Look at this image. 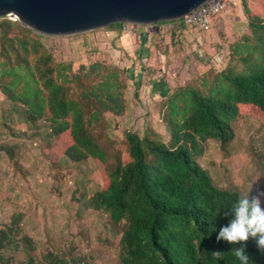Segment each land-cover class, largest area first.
<instances>
[{"label":"trees","instance_id":"16d2710c","mask_svg":"<svg viewBox=\"0 0 264 264\" xmlns=\"http://www.w3.org/2000/svg\"><path fill=\"white\" fill-rule=\"evenodd\" d=\"M242 6L248 28L231 43L228 65L164 95L162 118L170 140L152 128L143 136L127 130L129 162L105 169L106 186L90 201L115 225L126 221L122 264H241L235 256L241 245L217 243L216 237L232 219L224 212L247 195L218 186L198 158L210 139L226 149L242 116L253 115L264 125V0H242ZM41 36L20 21L0 17V93L22 104L30 122H47L54 137L43 147L47 155H66L73 162L92 157L103 165L107 150L94 130L107 114L127 111L130 69L103 59L76 70L71 62L58 61ZM2 148L17 166L16 148ZM24 217L16 211L0 223V251L22 247L34 263L32 237H17ZM246 243L254 264H264L257 241ZM4 260L0 253V264Z\"/></svg>","mask_w":264,"mask_h":264},{"label":"rangeland","instance_id":"374dc122","mask_svg":"<svg viewBox=\"0 0 264 264\" xmlns=\"http://www.w3.org/2000/svg\"><path fill=\"white\" fill-rule=\"evenodd\" d=\"M222 24L211 28L212 32L207 31L208 34L203 36V45L198 44L194 36L183 37L178 31L167 35L158 34L150 41H139L134 36L128 39L118 33L119 25L68 36L41 34L40 39L58 61L71 62L76 70L82 65L103 59H112L121 68L130 69V79L125 90L128 105L133 104L146 110L143 103L145 97L161 103L169 91L196 82L205 73L222 70L228 65L231 43L242 37L247 29L244 30V25L240 24L229 32L225 28L226 24ZM235 31H240L242 36L229 42L227 36H233ZM144 40L149 39L144 37ZM206 41H215L216 46ZM224 41H227V45ZM148 52L150 60L147 63L149 65H146L144 58L139 59V54ZM218 57H221V62L217 60ZM11 102L0 93V105L8 106ZM17 106L24 108L22 104ZM20 109L18 117L24 119ZM134 117H137V121H134ZM138 118L137 113L130 118L126 112L120 116L109 113L105 122L95 128L97 138L107 150V161L103 165L92 157L73 162L66 155H47L43 147L54 141L50 128L44 120L31 123L30 129H34L29 138L35 150L28 158L24 154L17 157L19 178L16 186L24 185V191L31 194V181L26 190V184H23L24 178L29 175L35 182V196L33 202L25 203V199H18V204H22L16 206L15 212L25 215L21 225L23 232L17 237L21 239L24 234L32 237L36 248L33 256L35 262L31 263V254L19 247L0 251L4 255L5 264H122L121 237L126 221L115 225L106 211L95 210L90 201L106 186L105 169L112 170L120 163L129 162L127 130L143 136L147 128H152L163 140L169 141L171 131L163 118L161 121L158 116L157 121L151 118L147 124H140L139 127L141 120ZM234 128V140L226 149H222L216 142L215 151L218 156L222 154L224 157L220 168L222 174L226 175L227 188H238L248 195L249 189L258 179L264 182V125L259 118L246 114L234 122ZM63 141L67 146L69 140L65 138ZM210 157L209 163L210 159L216 163L215 156ZM200 159H203L202 156L198 158L199 162ZM205 162L206 159H203L202 163ZM206 170L210 173L208 168ZM214 175L221 179L219 173L214 172ZM241 181L245 187L239 185ZM6 218L8 216L3 215L2 221L5 222L0 223L8 222L10 218Z\"/></svg>","mask_w":264,"mask_h":264},{"label":"water","instance_id":"95a60500","mask_svg":"<svg viewBox=\"0 0 264 264\" xmlns=\"http://www.w3.org/2000/svg\"><path fill=\"white\" fill-rule=\"evenodd\" d=\"M207 0H0V16L46 36H68L114 24L177 20Z\"/></svg>","mask_w":264,"mask_h":264},{"label":"crops","instance_id":"0c3cea01","mask_svg":"<svg viewBox=\"0 0 264 264\" xmlns=\"http://www.w3.org/2000/svg\"><path fill=\"white\" fill-rule=\"evenodd\" d=\"M222 22L226 24V29L227 31H232L233 29H236L238 25L243 24L244 30L248 28V20L245 15L243 6H242V0L238 7L232 9L231 11L222 14L219 18H217L214 21L212 29H214V26L218 25L221 23V26H223ZM221 28V27H220ZM212 29L209 30L208 32H212ZM176 31L180 33L183 37H188L189 35H192L195 37L197 40L198 44H200V41H205L203 36L208 34V32H202L197 28L193 29H182L178 28ZM240 31L237 33L235 31V34L233 36H227L229 42L232 40L242 36L240 35ZM208 39V37H205ZM209 41L207 44H211L216 46L214 44L215 41ZM225 45H227V41H224ZM202 45V44H200ZM226 57V56H225ZM227 59V58H226ZM144 99V105L146 107V110H143L142 108L135 106V105H128L127 111H126V116L131 117L132 115L135 116V114H139L138 120H141L139 122L138 127L140 124L145 125L147 124V121L149 119H153L154 121H157V116L158 120H162V104L160 102L155 103L152 98L145 97ZM152 102V103H151ZM20 109L19 106L15 103H10L8 106L0 105V222H5L2 221L3 215L8 220L10 218V215L13 214L16 210V206L18 207L21 204H18L19 202L17 201L20 198L25 199V203L28 201H34V196H35V182L32 181L31 177L28 175L27 178H24V183L26 184L25 190L27 189V185L30 184L29 181H31V194L29 192L24 191V185H19L16 186L18 179L19 178L17 172H19V169L12 164V161L10 160L7 152L3 150L2 146H14L17 151V155L19 157H22V154L28 156H32L33 151L35 150L33 145H32V140L29 138L30 132L34 129V127H31V123L29 120H27L23 114L24 108L20 109L22 110V117L24 119H19L18 115V110ZM7 115L8 117H2V114ZM134 121H137V117H134ZM49 128V127H48ZM138 129V128H137ZM50 130V129H49ZM20 131H24L25 133H22ZM171 138V134L169 137V140ZM216 142L219 146L220 143L217 140L210 139L206 143V151L204 155H202L203 159H206V162L203 164L202 160L200 159V163L202 166L206 169L208 168L210 171L211 176L213 177L214 181L217 183L218 186L222 188H227L228 184L225 182V177L226 175L222 174L220 164L222 163L224 157L222 154L220 156L217 155L215 151V145ZM230 149V147H229ZM215 156L216 163L212 162V159H210L209 163V158L210 156ZM210 155V156H209ZM234 158V157H232ZM240 163V162H239ZM240 165H243L240 163ZM232 169V168H231ZM32 171H35L33 168H31ZM214 172L219 173L221 175V179L216 178L214 175ZM16 175V176H15ZM28 181V182H27ZM8 184H10L8 188ZM239 185H243L245 187L246 185L241 181ZM248 187V186H247ZM24 205V203H23ZM15 207V208H14ZM28 217V216H27Z\"/></svg>","mask_w":264,"mask_h":264},{"label":"clouds","instance_id":"9594fccd","mask_svg":"<svg viewBox=\"0 0 264 264\" xmlns=\"http://www.w3.org/2000/svg\"><path fill=\"white\" fill-rule=\"evenodd\" d=\"M224 214L232 219L219 230L217 243L223 240L232 245L240 244V247H235V256L241 264H250V261L254 264L245 248L246 242L254 238L264 253V182L258 179L249 189V194L238 199ZM214 253L217 258H222L220 251Z\"/></svg>","mask_w":264,"mask_h":264},{"label":"built area","instance_id":"2783aa9c","mask_svg":"<svg viewBox=\"0 0 264 264\" xmlns=\"http://www.w3.org/2000/svg\"><path fill=\"white\" fill-rule=\"evenodd\" d=\"M240 2L241 0H207L180 19L144 25L124 23L119 26L118 33L123 34V36L127 35L128 37L134 36L135 38H139V41H150L158 34L167 35L168 33L175 32L178 28L189 30L197 28L202 32H207L213 27L214 21L217 18L238 7ZM0 17L20 21L19 17L15 14ZM144 37H147L149 40H144ZM199 43L203 45L204 41H200ZM149 52L142 55L139 54V59L144 58L146 65H149L147 64L150 60L147 57ZM135 58L137 57L135 56ZM217 60L219 62L222 61L221 57H218Z\"/></svg>","mask_w":264,"mask_h":264},{"label":"bare ground","instance_id":"6f19581e","mask_svg":"<svg viewBox=\"0 0 264 264\" xmlns=\"http://www.w3.org/2000/svg\"><path fill=\"white\" fill-rule=\"evenodd\" d=\"M125 36L129 39V37L127 35H125Z\"/></svg>","mask_w":264,"mask_h":264}]
</instances>
